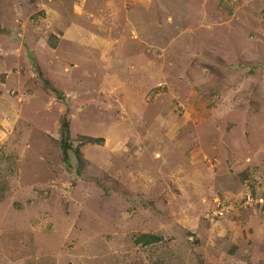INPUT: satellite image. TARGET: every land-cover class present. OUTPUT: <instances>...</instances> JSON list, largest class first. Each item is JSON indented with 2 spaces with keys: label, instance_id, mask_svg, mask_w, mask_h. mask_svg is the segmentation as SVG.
Listing matches in <instances>:
<instances>
[{
  "label": "rangeland",
  "instance_id": "obj_1",
  "mask_svg": "<svg viewBox=\"0 0 264 264\" xmlns=\"http://www.w3.org/2000/svg\"><path fill=\"white\" fill-rule=\"evenodd\" d=\"M0 264H264V0H0Z\"/></svg>",
  "mask_w": 264,
  "mask_h": 264
},
{
  "label": "trees",
  "instance_id": "obj_2",
  "mask_svg": "<svg viewBox=\"0 0 264 264\" xmlns=\"http://www.w3.org/2000/svg\"><path fill=\"white\" fill-rule=\"evenodd\" d=\"M69 122H66V124L63 125L64 127V132H63V135L64 136H68V138H65L64 139V136H63V139H64V142H66L69 146L70 144V141H69V137H70V130H69V125H68ZM88 139H91V141H94V142H98L100 141L101 139H94V138H89ZM63 145V144H62ZM64 146V145H63ZM66 156H64V162H67V151L65 152ZM142 240H145L144 243L145 244H149L151 242H157L159 241V237L158 236H154V235H147V234H144L143 237L141 238Z\"/></svg>",
  "mask_w": 264,
  "mask_h": 264
},
{
  "label": "built area",
  "instance_id": "obj_3",
  "mask_svg": "<svg viewBox=\"0 0 264 264\" xmlns=\"http://www.w3.org/2000/svg\"><path fill=\"white\" fill-rule=\"evenodd\" d=\"M221 212V214H223V212L222 211H220Z\"/></svg>",
  "mask_w": 264,
  "mask_h": 264
}]
</instances>
